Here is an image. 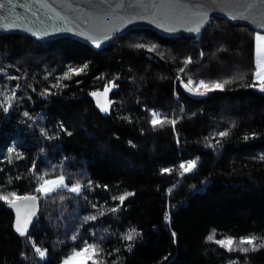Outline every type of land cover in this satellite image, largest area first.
<instances>
[{
	"label": "trees",
	"instance_id": "trees-1",
	"mask_svg": "<svg viewBox=\"0 0 264 264\" xmlns=\"http://www.w3.org/2000/svg\"><path fill=\"white\" fill-rule=\"evenodd\" d=\"M257 33L212 17L197 37L132 29L95 50L68 37L0 31V196L39 202L21 236L0 200V264H61L92 246L87 264H264V247L244 252L251 246L240 243L264 238ZM201 80L231 83L190 96L184 86ZM112 81L103 116L92 93ZM153 112L162 126L153 127ZM191 161L196 167L185 172ZM60 176L82 190L37 191ZM125 193L132 195L121 205L114 197ZM163 213V233L150 232ZM229 239L231 251L218 243ZM37 249L46 250L44 260Z\"/></svg>",
	"mask_w": 264,
	"mask_h": 264
},
{
	"label": "water",
	"instance_id": "water-1",
	"mask_svg": "<svg viewBox=\"0 0 264 264\" xmlns=\"http://www.w3.org/2000/svg\"><path fill=\"white\" fill-rule=\"evenodd\" d=\"M0 3L6 5L5 9H0L1 32L26 35L38 41L68 37L95 50L104 49L113 38L132 29H151L168 38L197 37L212 17L224 18L264 34V27H261L264 25V3L261 0H10V3L0 0ZM249 4L252 7H247ZM201 12H207V23L199 32L189 31L195 27ZM105 36L108 38L104 39ZM94 39L100 43L99 47L93 43ZM105 88L109 89L106 94ZM188 88L192 87L184 86L190 96H202ZM114 89L112 81L93 95L103 116L111 111L110 95ZM102 105L109 111H103ZM38 211L36 197L35 214L27 233Z\"/></svg>",
	"mask_w": 264,
	"mask_h": 264
},
{
	"label": "snow or ice",
	"instance_id": "snow-or-ice-1",
	"mask_svg": "<svg viewBox=\"0 0 264 264\" xmlns=\"http://www.w3.org/2000/svg\"><path fill=\"white\" fill-rule=\"evenodd\" d=\"M262 3H264V0H261ZM10 3V0H9ZM6 5L4 3H0V9H5ZM247 7H252L251 4L247 5ZM10 11V9H9ZM207 12H201L198 14V20L196 21V25L193 28H189V31L193 32H199L200 28L207 23ZM261 27H264V25H261ZM108 37L105 36L104 39H107ZM255 52H256V71L254 73L256 80L259 82V88L264 91V35H260L259 33L256 34L255 36ZM93 43L96 44L97 47L100 46V43L97 40H93ZM137 47H143V45H137ZM188 63L191 62V59L187 61ZM85 68L87 65L84 66ZM84 69H71L70 71L76 73L79 75L80 72H82ZM189 83H191V80H189ZM231 83V81H215L212 82L211 84L205 83L203 80L199 82V85L196 89L188 88V91L194 92L197 95H206L210 91H215V90H223L225 84ZM251 87H256L257 85L255 83L250 85ZM18 87V86H17ZM187 87V85H186ZM200 89H204V91H200ZM109 89L105 88V94L107 93ZM92 95H97V93H92ZM102 110L107 112L109 111V108L105 105L101 106ZM27 115V113H25ZM153 119L151 121L153 127L156 126H162L165 121L161 120L159 118V114L156 112L152 113ZM170 123L174 126L176 124L175 120L170 121ZM70 134V133H69ZM221 136L227 135L226 132H221L219 133ZM196 167V161H191L188 163L186 166L181 165V168L184 169L185 172L191 171L193 168ZM164 172L170 171L169 169L165 168L163 170ZM67 185L65 184V179L63 176H61L58 180H44L41 184L40 187L37 189V191L47 195L48 193L54 191L58 187H66ZM72 192L79 193L81 190V185L79 183H76L73 187L70 189ZM132 195V193H125L119 196L114 197V199H118L121 203L123 204L124 200ZM0 200L4 201L9 207L13 208L16 213V219H15V230L18 232L21 236L27 235V229L28 225L31 222V217L35 214L34 213V208H35V202H36V197L35 196H19L16 193L11 194V198L8 196H0ZM23 202V203H22ZM116 209H113L115 211ZM94 218V217H93ZM134 231V230H133ZM133 234H128L125 239L127 240H132ZM208 239H213L212 236H209ZM222 246L228 247V250H232V244L233 241L231 239L227 241H218ZM241 244H247L250 247L249 248H244L242 251L248 252L249 250L251 251H256L260 247H264V238H261L260 243L257 244V238L255 236L247 237L244 239H241L240 241ZM38 252H40L41 257L45 256L46 253L43 251H40L37 249ZM89 252L95 253V248L94 246L90 248H85L82 252H77L74 254L73 257H71L69 260L65 261V264H86L87 259L90 258L88 255Z\"/></svg>",
	"mask_w": 264,
	"mask_h": 264
},
{
	"label": "rangeland",
	"instance_id": "rangeland-1",
	"mask_svg": "<svg viewBox=\"0 0 264 264\" xmlns=\"http://www.w3.org/2000/svg\"><path fill=\"white\" fill-rule=\"evenodd\" d=\"M258 33H259V32H258ZM259 34H260V35H264V34H262V33H259ZM254 79H255L256 83L259 84V82L256 80L255 76H254ZM199 82H200V81H199ZM199 82H197L195 85H193L192 88H193V89H196V88L198 87V85H199ZM208 84H211V83H208ZM200 91H204V89H200ZM60 177H61V176H60ZM60 177H56V178H52V179H47V180H58ZM64 179H65V178H64ZM65 184H66V181H65ZM66 185H67V184H66ZM73 186H74V185H73ZM73 186H68V185H67L66 187H68V188L71 189V187H73ZM59 188H63V187H58V188H56V189H59ZM56 189H55V190H56ZM81 190H82V186H81ZM81 190H80V191H81ZM75 193H76V192H75ZM42 194H43V193H42ZM167 222H168V217L165 215V213H163L162 218H160V219H153L152 222H149V225H148L149 231L152 232V231H155V229H157L158 231H161L160 233H163V231H164L165 228H166ZM151 230H152V231H151ZM136 243H137V242H135L134 245L131 247L130 252H131L132 255L135 254L136 248H137V246H138V244H139V243H137V244H136ZM85 248H87V247H84V248L81 249V250H77V251L73 252L69 257L65 258V259L62 261L61 264H65V261H66V260H69L71 257H73L75 253H77V252H82ZM40 251H43V252L46 253V250H45V249H41ZM46 254H47V253H46ZM88 255H89L90 258H91V252H89ZM39 256H40V259H41V260H44V259L46 258V255L43 256V257H41L40 252H39ZM90 258H89V259H90ZM89 259H87L86 264H87V262L89 261Z\"/></svg>",
	"mask_w": 264,
	"mask_h": 264
},
{
	"label": "built area",
	"instance_id": "built-area-1",
	"mask_svg": "<svg viewBox=\"0 0 264 264\" xmlns=\"http://www.w3.org/2000/svg\"><path fill=\"white\" fill-rule=\"evenodd\" d=\"M187 164H188V163H187ZM187 164H185V166H186Z\"/></svg>",
	"mask_w": 264,
	"mask_h": 264
}]
</instances>
